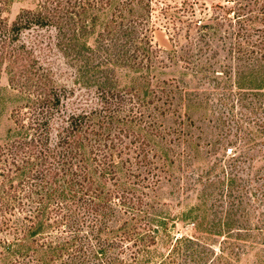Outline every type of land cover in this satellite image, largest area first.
<instances>
[{
  "label": "trees",
  "instance_id": "1",
  "mask_svg": "<svg viewBox=\"0 0 264 264\" xmlns=\"http://www.w3.org/2000/svg\"><path fill=\"white\" fill-rule=\"evenodd\" d=\"M227 1L230 7L219 6L223 16L201 22L195 33H178L187 44L175 46L167 60L185 61L200 81L217 84L214 89L220 80L232 83L224 96L230 100L255 76L264 91V0ZM8 7L9 0H0V83L6 76L24 103L12 112L22 135L0 145V264H16L5 263L12 250L30 246L53 257L98 261L131 242L130 257L136 258L155 244V232L140 231L144 202L120 185L121 174L128 165L143 189L159 183L151 143L137 133L143 124L154 129L157 119L147 122V104L137 90L119 88L116 70L164 65L148 25L151 0H38L35 9L14 19ZM135 8L143 14L133 17ZM109 9L112 21L89 44V17ZM162 14L178 29L175 15ZM222 36L228 40L220 48L223 59L233 64L217 70L206 54L219 56L212 44ZM177 88L187 91L179 83ZM160 107L166 115L168 109ZM259 129L264 135V123ZM238 150L235 161L249 163L250 182L257 184L248 189L249 208L262 207L264 223V149L258 151L259 168L253 164L255 148ZM96 177L104 186L113 182L116 190L105 192ZM122 210L131 218H122Z\"/></svg>",
  "mask_w": 264,
  "mask_h": 264
},
{
  "label": "rangeland",
  "instance_id": "2",
  "mask_svg": "<svg viewBox=\"0 0 264 264\" xmlns=\"http://www.w3.org/2000/svg\"><path fill=\"white\" fill-rule=\"evenodd\" d=\"M151 2L153 12L148 25L153 30V43L161 51L164 65L138 70L118 68L116 81L120 89L138 91L141 101L147 104V122L157 119L154 129L143 124L137 133L141 132L151 143L159 183L143 189L126 169L128 165L122 169L120 182L131 195L143 199L145 214L140 223L138 221L140 231L153 230L155 244L132 258L133 244L121 243V247L111 250L110 259L99 256L98 261L92 257L82 260L67 255L53 257L50 251L31 246L24 250L14 248L5 263L264 264L263 208L254 210L248 205L252 198L248 189L257 184L250 182L249 163L236 162L234 158L239 148L252 146L256 149L253 164L257 168L261 165L257 161L260 159L258 151L264 149V135L259 133V125L264 123V91L259 89L258 76L248 78L244 83L246 91L240 95L235 91L229 100L224 96L230 95L227 87H232V83L226 85L225 80H220V87L214 89L217 84L200 81L199 75L185 68V61L174 64L167 60V54L175 46L187 44L183 38L178 39V33L185 35L190 29L195 33L201 22L210 23L223 16L219 6L230 7L231 3L227 0ZM37 4L38 0H9L7 15L14 19L23 10L35 9ZM165 11L180 20L178 29L174 28L172 19L162 14ZM113 12L109 9L91 14L92 33L86 39L89 44L92 45L112 21ZM142 14L141 8H135L133 17ZM219 39L215 38L212 44L219 56L207 53L206 57L217 70H223L232 67L233 62L224 61L226 54L220 48L222 50L228 40L224 36L222 41ZM178 83L187 91L179 90ZM23 103V98L10 88L4 76L0 83V145L22 135L14 124L12 112ZM162 104V109H168L164 116ZM96 179L105 192L116 190L113 182L104 186ZM122 213V218L130 217L124 210ZM93 242L94 250L98 247ZM90 249L86 246L87 253ZM19 254L27 258L14 262Z\"/></svg>",
  "mask_w": 264,
  "mask_h": 264
}]
</instances>
